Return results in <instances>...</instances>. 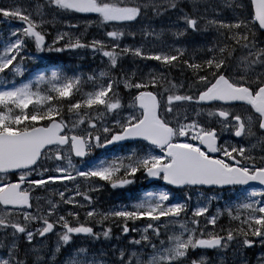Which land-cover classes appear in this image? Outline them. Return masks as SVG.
I'll return each mask as SVG.
<instances>
[{
  "label": "snow or ice",
  "instance_id": "snow-or-ice-1",
  "mask_svg": "<svg viewBox=\"0 0 264 264\" xmlns=\"http://www.w3.org/2000/svg\"><path fill=\"white\" fill-rule=\"evenodd\" d=\"M69 14L83 30L54 28ZM0 24V264H264V151L246 146L264 149V0H0ZM66 52L100 63L48 55ZM114 226L109 257L91 242Z\"/></svg>",
  "mask_w": 264,
  "mask_h": 264
},
{
  "label": "rangeland",
  "instance_id": "rangeland-1",
  "mask_svg": "<svg viewBox=\"0 0 264 264\" xmlns=\"http://www.w3.org/2000/svg\"><path fill=\"white\" fill-rule=\"evenodd\" d=\"M5 2H7V0H5ZM73 22L79 23L81 25V30H83L84 20L80 19L78 21H73L71 19V15L70 14H69V18L66 19V20L58 19L57 22L54 25V28L62 30V31L63 30H67L65 25L68 24V23H73ZM149 23H152V26L155 27L157 29V31L160 30V27H161V22L160 21H153V19L148 16V17H146V20L144 21V26L147 27ZM165 23H166V21H165ZM139 27H140V25H137V28H139ZM54 28L53 27H49V31L53 32V35L55 34ZM0 30L3 31V39H7L9 26L6 25V24H0ZM102 30H103V26L102 25H94V26H92V27L87 29V35H89V36L99 35L100 31H102ZM201 38L202 39L198 40L194 36L187 37V43L189 45V51L192 50V46H194V45L195 46L202 45L204 38L203 37H201ZM139 39H140L139 36H137V40H139ZM163 39L166 40L168 43H172V41H173V38L171 37L170 33H166L164 35ZM127 42L131 43L130 40L127 41ZM59 54H64V55H67L69 57H74V58H78L79 60L86 61V64H88L93 69L96 68V66L100 63L99 57H97V59L95 61L91 60V54L90 53L89 54L74 55V54L66 52V53H59ZM147 63L150 64V65H153V66L155 65V62H147ZM126 64L128 66L133 67V68L135 67V65L132 64V62L129 61V60H126ZM141 67H143V65H141ZM89 68L88 69H83L82 71L87 72L89 70ZM169 75H170V77H172L174 79L176 78L175 72L169 73ZM222 139H227L228 142H230V143H236L239 140V139H236V138H232L228 132H225L223 134ZM248 144H256L257 145L256 148L253 150L255 155H258L259 153H262V151H264V149H262V147L259 144H257V139L248 140L246 142V146ZM143 182H145V179L141 178L138 181V185L141 186ZM41 195H44V193H41ZM94 195L97 196V198H98V207L99 208L106 209V208H109L112 205H114L113 202L108 200V198H106L104 195H101L100 193H96ZM208 195H212V193H208ZM194 199H195V197H194ZM131 202H133V200ZM116 204H119V203H116ZM81 213H82V218H83V210H81ZM222 223L224 225H227L228 222L225 219V220H222ZM97 230H99V226H97ZM113 234H114L113 239H111L109 241H103V240H101V241H92L91 243L93 244L94 249L98 253H107L109 255V257H110L111 249L113 247L124 246V245L127 244V240L121 236V233H120L119 229L116 228L115 226L113 227ZM117 236L121 237L120 240H116L115 239V237H117ZM131 236H135V238H137V239L139 238V234L138 233H132ZM56 240H57L56 236L49 235V238L44 241L45 251H48V250L54 248ZM77 243L78 244L79 243H87V241H79L78 240ZM63 253H64V250L62 249L61 250V255L58 256V259H63L64 258L63 257ZM259 253H260V248L258 246L254 247L252 249H248V250H241L239 253L229 251V253L227 254V259L229 261H235L238 258L239 259H243V257L246 255L249 260H252ZM146 254L147 253H145V255ZM207 255L210 258H216V254L211 252V251L208 252Z\"/></svg>",
  "mask_w": 264,
  "mask_h": 264
},
{
  "label": "trees",
  "instance_id": "trees-1",
  "mask_svg": "<svg viewBox=\"0 0 264 264\" xmlns=\"http://www.w3.org/2000/svg\"><path fill=\"white\" fill-rule=\"evenodd\" d=\"M150 14V13H149ZM48 55L59 56L63 58V61L66 63L68 69H88L90 66L86 64V61L79 60L78 58L69 57L64 54L51 53ZM175 79L183 80L185 76L180 72ZM146 184L143 182L141 186L138 185V182L135 185H130L125 189H110L106 188L100 192L101 195H104L108 200L112 201L115 205L116 203H129L133 200L134 197L142 193V189L146 188Z\"/></svg>",
  "mask_w": 264,
  "mask_h": 264
},
{
  "label": "flooded vegetation",
  "instance_id": "flooded-vegetation-1",
  "mask_svg": "<svg viewBox=\"0 0 264 264\" xmlns=\"http://www.w3.org/2000/svg\"><path fill=\"white\" fill-rule=\"evenodd\" d=\"M149 17H151L152 18V16L150 15ZM153 19V18H152ZM178 71L179 70H172V72H175V75H177V73H178ZM256 138H249V140H255ZM261 153H259L258 155H257V157H259V155H260ZM51 235V234H50Z\"/></svg>",
  "mask_w": 264,
  "mask_h": 264
}]
</instances>
